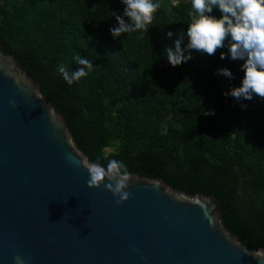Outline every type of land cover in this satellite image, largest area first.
<instances>
[{"label":"trees","instance_id":"1","mask_svg":"<svg viewBox=\"0 0 264 264\" xmlns=\"http://www.w3.org/2000/svg\"><path fill=\"white\" fill-rule=\"evenodd\" d=\"M154 2L161 7L147 33L113 38L122 0H0V50L66 115L91 163L121 160L130 173L192 196H219L225 225L243 245L264 249V99L224 95L244 76L227 41L213 56L192 50V59L170 65L165 46L181 32L187 46L194 10L191 0ZM77 54L94 70L68 85L57 66L78 70ZM221 68L234 78L218 75Z\"/></svg>","mask_w":264,"mask_h":264},{"label":"water","instance_id":"2","mask_svg":"<svg viewBox=\"0 0 264 264\" xmlns=\"http://www.w3.org/2000/svg\"><path fill=\"white\" fill-rule=\"evenodd\" d=\"M83 161L66 115L0 50V264H259L219 196L130 173L132 195L117 205L87 186Z\"/></svg>","mask_w":264,"mask_h":264},{"label":"clouds","instance_id":"3","mask_svg":"<svg viewBox=\"0 0 264 264\" xmlns=\"http://www.w3.org/2000/svg\"><path fill=\"white\" fill-rule=\"evenodd\" d=\"M122 3L125 5L123 16L112 14L117 21V26L109 30L113 38L126 33H147L148 26L153 23L154 16L161 7L154 0H122ZM191 6L194 11L189 13L191 23L187 30V46L182 47L184 34L181 32L179 39L174 41V46H165L167 62L173 67L186 63L192 59V50L213 56L225 47L227 41L230 58L244 61L241 65L244 76L239 87L231 88L224 95H230L237 101L252 100L254 96L264 99V0H191ZM214 8L221 12L219 18L210 15ZM124 17L128 18V22ZM167 36L171 38L173 33L168 32ZM225 58V54L221 52L220 59ZM73 59L77 65L82 66L78 70L70 71L63 64L57 66L68 85L80 81L94 70L89 58L77 54ZM217 74L234 78L228 68L218 69ZM10 103L15 104L14 101ZM241 107L246 106L241 104ZM68 159L77 162L71 155ZM82 166L88 171L89 188L103 185L117 197V205L130 199L132 193L126 189L132 176L123 161L110 159L106 167L83 161ZM250 254L258 259L259 264H264V251ZM13 261L14 264H26L25 258L20 255L13 256Z\"/></svg>","mask_w":264,"mask_h":264}]
</instances>
